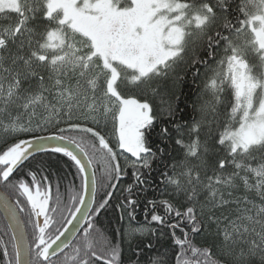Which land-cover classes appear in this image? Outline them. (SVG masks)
<instances>
[{
    "label": "snow or ice",
    "instance_id": "6c2138e0",
    "mask_svg": "<svg viewBox=\"0 0 264 264\" xmlns=\"http://www.w3.org/2000/svg\"><path fill=\"white\" fill-rule=\"evenodd\" d=\"M0 21V185L18 194L15 203L0 197L15 221L12 251L5 244L0 260L125 264L123 245L139 236L128 264H141L154 247L144 240L164 233L97 231L113 192L99 201L96 193L115 189L131 168L117 208L121 220L125 212L134 219L142 170L174 143L182 155L160 175L178 203L149 200L148 224L170 230L175 264H264V0H0ZM201 67L211 99L199 118L185 119L177 85ZM49 126L56 132L36 135ZM153 134L164 145L155 151ZM49 140L62 143L49 148ZM48 153L76 168L63 193L49 180L58 176L54 161L24 171ZM148 264L173 261L165 253Z\"/></svg>",
    "mask_w": 264,
    "mask_h": 264
},
{
    "label": "trees",
    "instance_id": "16d2710c",
    "mask_svg": "<svg viewBox=\"0 0 264 264\" xmlns=\"http://www.w3.org/2000/svg\"><path fill=\"white\" fill-rule=\"evenodd\" d=\"M0 23H3V21H0ZM214 63V62H213ZM195 68H192L191 70H188L186 72V78L177 85L178 92L177 94L181 97L180 107L181 109H185L183 115L185 119H191L194 115L199 118V106L203 104L205 101L210 100L211 97L208 94L203 93V81L204 76L203 72L204 69L201 67V76L194 78V72ZM181 76H185V73L181 72ZM74 82V81H73ZM181 92L183 94H181ZM185 105H187V108H185ZM193 105L196 106V110H194ZM220 111H224L223 107L220 108ZM210 118V116H209ZM65 125L61 124L60 127H64ZM52 132H56V128L54 126H49L48 131H40L37 132L36 135H48ZM59 134V133H57ZM65 135H68V133H65ZM72 135H78L76 133H72ZM3 134L0 133V137H2ZM26 138V137H25ZM152 143L151 146L153 147V151L156 150L157 146L164 147V145H161L159 142V139L153 134L151 137ZM181 150L174 145V143L166 148V155L163 159H156L155 162L152 164V170H142L143 171V179L145 180V183L142 185H139L138 188L134 187L133 191L136 193L135 198L138 199V206L135 209L134 219H131L128 217L127 212H125L124 218L121 220V211L117 208V205L121 203V200L124 196L127 195V193L124 192V189L129 185L133 184V176H132V169H127V175H123L118 181L113 180V183L117 184V187L115 189H107L104 190L103 188H98L96 193V200L99 201L103 199V197L107 194V191H112L113 195L110 199L109 206L105 211H102L99 215V217L95 221V226L97 231H102L106 236L112 239H118L116 236V230L119 229L121 232H123L125 229H128L130 227H139L141 225L157 228L159 231H162L164 233V236L160 239H155L152 237H148L144 240V243L147 244L149 240L152 241L154 247L151 251L148 249H144L143 255L140 256L141 264H148L149 260L156 255L165 254L167 257H172L173 264H175V254L172 246L171 239L169 238L170 230L166 226H160L157 225L155 222L148 224V221L151 220V214L153 211L152 205L148 204L149 200H155L157 202V205H159V201L168 199L172 200L173 203H178L177 200L173 199V196L170 195L172 193L171 188H167L163 181V177L160 175L162 172H164L166 169L164 167L165 164H168L169 166L173 163V159L181 156ZM40 161H54L55 167L54 171L58 174V176L55 174L49 173V180L52 182L53 185V194L55 193V186L59 182L61 185V192H64V188L70 184V182L73 181L74 177H76V168L74 164L69 160V158L64 157L62 154H35V157L30 159L28 162L24 165V171L27 172L29 169L31 170H37L36 166L38 162ZM121 167L123 168L125 166L124 159H120ZM170 171V169H168ZM230 170V169H229ZM97 176L98 179L101 178V174L98 170ZM15 179V177H13ZM26 180L30 181V177H25ZM37 179H40V175L38 173ZM75 185L77 191L79 190L80 180L75 179ZM0 189L4 191L8 197L15 202V200L18 197L17 193H13L10 190L6 191L3 187V185H0ZM146 190V191H145ZM66 198V197H65ZM201 199H203V196H201ZM257 203H259V200L257 199ZM148 208L149 211L145 213V208ZM155 211L160 214L164 215V210L162 207H157ZM21 219H26L25 213H20ZM61 217L59 215L56 216L57 225L54 226L53 232L55 231V227L59 226V221ZM31 229L29 228V231ZM159 231L157 233V236H159ZM177 235H181L179 229L176 230ZM78 238V237H76ZM75 238V239H76ZM140 237L137 236L132 240L133 248H129L127 240L125 244L123 245V256L125 260V264H128V261H135L136 256L133 254L135 244L139 241ZM195 242L198 244H201L203 246V240L204 236H196ZM7 244L9 251H12V241H11V234L9 232V229L3 220V218L0 215V255H2V249L4 245ZM143 247V246H142ZM175 251H179V249H175ZM0 264H6L5 261L0 260ZM253 264H257L256 261L253 262Z\"/></svg>",
    "mask_w": 264,
    "mask_h": 264
},
{
    "label": "water",
    "instance_id": "95a60500",
    "mask_svg": "<svg viewBox=\"0 0 264 264\" xmlns=\"http://www.w3.org/2000/svg\"><path fill=\"white\" fill-rule=\"evenodd\" d=\"M49 135V134H48ZM41 136H46V135H41ZM48 147L51 148L53 146H55L57 143H62V142H59V141H52V140H49L46 142ZM6 194L4 191H2L0 189V197H2V195ZM7 195V194H6ZM10 199V198H9ZM10 202L11 203H15L13 200L10 199ZM0 215L1 217L3 218V220L5 221L8 229H9V232L11 234V237L13 236L14 232H13V229L15 228V221H13L11 219V216L10 214L8 213V211L5 209V207L3 206V202H2V199H0ZM19 217L21 219V216H20V213H19ZM42 219V218H41ZM74 225H75V222H74ZM74 225H69L68 228L71 230L74 228ZM76 238V237H75ZM73 238V239H75ZM62 239H64L62 237Z\"/></svg>",
    "mask_w": 264,
    "mask_h": 264
},
{
    "label": "rangeland",
    "instance_id": "374dc122",
    "mask_svg": "<svg viewBox=\"0 0 264 264\" xmlns=\"http://www.w3.org/2000/svg\"><path fill=\"white\" fill-rule=\"evenodd\" d=\"M123 159V158H122Z\"/></svg>",
    "mask_w": 264,
    "mask_h": 264
}]
</instances>
